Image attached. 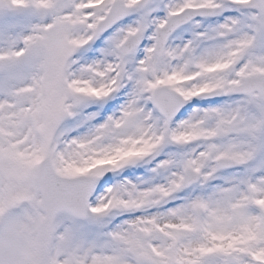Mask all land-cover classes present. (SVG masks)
Returning a JSON list of instances; mask_svg holds the SVG:
<instances>
[{"label": "snow or ice", "instance_id": "6c2138e0", "mask_svg": "<svg viewBox=\"0 0 264 264\" xmlns=\"http://www.w3.org/2000/svg\"><path fill=\"white\" fill-rule=\"evenodd\" d=\"M0 264H264V0H0Z\"/></svg>", "mask_w": 264, "mask_h": 264}]
</instances>
